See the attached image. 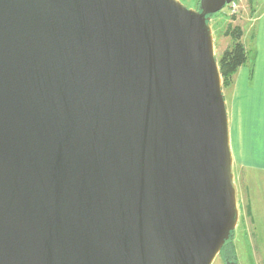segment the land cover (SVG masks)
Wrapping results in <instances>:
<instances>
[{
	"label": "water",
	"instance_id": "1",
	"mask_svg": "<svg viewBox=\"0 0 264 264\" xmlns=\"http://www.w3.org/2000/svg\"><path fill=\"white\" fill-rule=\"evenodd\" d=\"M236 0H0V264H213L238 189L211 15Z\"/></svg>",
	"mask_w": 264,
	"mask_h": 264
},
{
	"label": "crops",
	"instance_id": "2",
	"mask_svg": "<svg viewBox=\"0 0 264 264\" xmlns=\"http://www.w3.org/2000/svg\"><path fill=\"white\" fill-rule=\"evenodd\" d=\"M253 54L225 94L233 168L264 173V10L254 20Z\"/></svg>",
	"mask_w": 264,
	"mask_h": 264
},
{
	"label": "rangeland",
	"instance_id": "3",
	"mask_svg": "<svg viewBox=\"0 0 264 264\" xmlns=\"http://www.w3.org/2000/svg\"><path fill=\"white\" fill-rule=\"evenodd\" d=\"M188 6H195L198 0H180ZM264 10V0H237L229 8L213 14L211 25L213 28L215 53L217 60L222 57L223 53L233 43V38L226 34V31L231 27H238L242 32V42L250 54L251 51V36L255 29L253 26L255 17ZM230 87V86H229ZM229 87L223 88L224 96ZM226 99V98H225ZM235 175V183L238 189V197L241 202L245 203V199L250 201L254 207V222H256L260 234L264 237V173H256L253 171L244 172L233 168ZM241 211H243L241 209ZM251 217H249V220ZM244 259L247 254L242 252ZM243 259V260H244Z\"/></svg>",
	"mask_w": 264,
	"mask_h": 264
},
{
	"label": "flooded vegetation",
	"instance_id": "4",
	"mask_svg": "<svg viewBox=\"0 0 264 264\" xmlns=\"http://www.w3.org/2000/svg\"><path fill=\"white\" fill-rule=\"evenodd\" d=\"M236 2L237 0L227 3L224 8H229ZM185 6L200 9L201 0H198L195 6ZM212 17L213 15H211V19ZM238 210L239 218L236 228L222 246L213 264H264V237L260 234L261 230L258 229L256 222H254L253 212H255V209L249 200L247 202L245 199L244 203L238 197ZM249 217H251L250 220ZM242 252L247 254L246 259H244Z\"/></svg>",
	"mask_w": 264,
	"mask_h": 264
},
{
	"label": "trees",
	"instance_id": "5",
	"mask_svg": "<svg viewBox=\"0 0 264 264\" xmlns=\"http://www.w3.org/2000/svg\"><path fill=\"white\" fill-rule=\"evenodd\" d=\"M226 34L233 38V43L219 59L220 71L223 78V88L232 85L234 75L238 69L249 60V51L242 42V32L238 27L229 28Z\"/></svg>",
	"mask_w": 264,
	"mask_h": 264
}]
</instances>
